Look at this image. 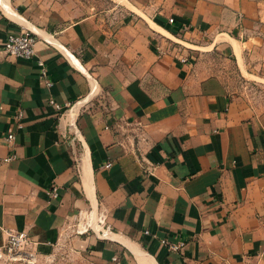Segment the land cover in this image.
<instances>
[{
  "label": "crops",
  "instance_id": "0c3cea01",
  "mask_svg": "<svg viewBox=\"0 0 264 264\" xmlns=\"http://www.w3.org/2000/svg\"><path fill=\"white\" fill-rule=\"evenodd\" d=\"M111 1L107 22H66L0 0V246L13 230L102 264H262L264 107L209 58L264 85V0ZM27 31L35 57H7Z\"/></svg>",
  "mask_w": 264,
  "mask_h": 264
},
{
  "label": "rangeland",
  "instance_id": "374dc122",
  "mask_svg": "<svg viewBox=\"0 0 264 264\" xmlns=\"http://www.w3.org/2000/svg\"><path fill=\"white\" fill-rule=\"evenodd\" d=\"M23 6L31 4L42 14L53 15L66 22L78 21L81 18L98 14L105 18H113L111 0H20ZM209 63L213 67L224 69L229 76L231 85L236 89L254 95L257 105L264 107V85L247 81L239 75L233 61H226L218 55L210 56ZM225 61L227 64H225ZM8 264H29L27 262H11ZM32 264H102L90 253H79L67 245L57 246L48 254H37L36 262ZM264 264V259H262Z\"/></svg>",
  "mask_w": 264,
  "mask_h": 264
},
{
  "label": "built area",
  "instance_id": "2783aa9c",
  "mask_svg": "<svg viewBox=\"0 0 264 264\" xmlns=\"http://www.w3.org/2000/svg\"><path fill=\"white\" fill-rule=\"evenodd\" d=\"M171 23L174 22V20H170ZM38 36L32 32L27 31L19 35H10L5 43L4 46V54L7 57L10 58H21V59H32L36 55L35 46L37 43ZM39 66L42 67V75L46 77V70L44 67V64L42 62H39ZM50 85V83H48ZM51 104L56 107L58 111H61L62 108L55 104L54 101H51ZM22 114L19 113L17 118L21 119ZM15 140L14 134H8L6 136V141L11 144ZM12 158H7L4 161L8 162ZM111 164H108L107 167H110ZM50 195L54 198L58 197L57 190L54 188ZM80 219H82V214L80 215ZM85 220V218H84ZM93 218L90 214L87 215V220L85 222L79 223L80 226L76 230V234L78 235H84L88 233L90 230H92L93 225ZM99 224H101L103 227L101 231L102 236L108 237L110 233V227H106L104 225L103 218H99L98 220ZM5 234V241L0 246V264H8L11 262H27L29 264H32L36 262L37 258V249H36V243L32 240V238L25 232H17L13 230H4ZM146 235H151L153 237H158L157 234H152L149 231L145 232ZM161 243L163 246H165L168 250L173 252H180L186 247L185 242H170L168 239L164 238L161 239Z\"/></svg>",
  "mask_w": 264,
  "mask_h": 264
}]
</instances>
